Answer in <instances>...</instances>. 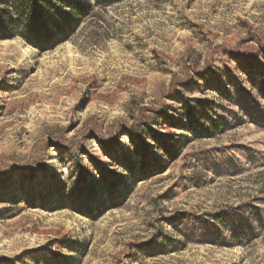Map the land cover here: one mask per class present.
<instances>
[{
    "label": "rangeland",
    "instance_id": "374dc122",
    "mask_svg": "<svg viewBox=\"0 0 264 264\" xmlns=\"http://www.w3.org/2000/svg\"><path fill=\"white\" fill-rule=\"evenodd\" d=\"M66 1L0 40V264H264V0Z\"/></svg>",
    "mask_w": 264,
    "mask_h": 264
},
{
    "label": "trees",
    "instance_id": "16d2710c",
    "mask_svg": "<svg viewBox=\"0 0 264 264\" xmlns=\"http://www.w3.org/2000/svg\"><path fill=\"white\" fill-rule=\"evenodd\" d=\"M89 6L88 3L82 5L66 0H0V40L19 38L40 52L53 50L75 34L81 22L89 15ZM256 49L255 51L261 50L264 54V44H259ZM254 54L234 57L240 67L254 69L257 65V56ZM208 70L207 65L203 71ZM202 74L199 76H203ZM198 125L199 122L189 116L187 130L192 135L200 132L201 127ZM202 132L204 136H210L205 131ZM128 136L137 150L140 147V137H137L133 128L128 130ZM135 167V164L129 166L130 172L133 171L130 176L134 178L137 171ZM139 168L144 175L146 169L143 161L139 162ZM77 187L79 195H76V200H81L82 191H86L87 195L88 190H92L83 176L77 181Z\"/></svg>",
    "mask_w": 264,
    "mask_h": 264
}]
</instances>
